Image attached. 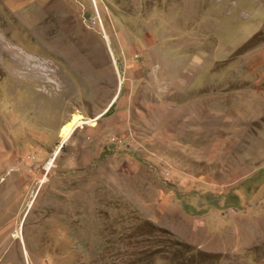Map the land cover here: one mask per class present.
I'll return each instance as SVG.
<instances>
[{
    "label": "rangeland",
    "instance_id": "rangeland-1",
    "mask_svg": "<svg viewBox=\"0 0 264 264\" xmlns=\"http://www.w3.org/2000/svg\"><path fill=\"white\" fill-rule=\"evenodd\" d=\"M12 3L0 264H264V118L236 123L264 0ZM204 90L214 107L184 131L182 102Z\"/></svg>",
    "mask_w": 264,
    "mask_h": 264
},
{
    "label": "crops",
    "instance_id": "crops-1",
    "mask_svg": "<svg viewBox=\"0 0 264 264\" xmlns=\"http://www.w3.org/2000/svg\"><path fill=\"white\" fill-rule=\"evenodd\" d=\"M25 3V0H14V3L10 4L11 7H9L10 5H8V8L10 9H16L15 7L19 5V7H17L19 10L20 7L23 6V4ZM250 59L248 60L249 62L246 61V63H243V66L241 67L242 70H245L247 72V76L246 80L251 81V85L252 88L251 90L247 91L246 89L244 90L243 88L240 90L241 95H243L241 101L247 103V113L246 115H242L239 116L241 121H238L236 123H239L241 125L242 121L243 122H247V120L251 117H259V118H264V46L258 45L256 46V48L252 51L251 56L249 57ZM252 60V61H250ZM3 64V62H2ZM1 68H6L5 66L1 65ZM240 84V83H239ZM243 91V92H242ZM232 95H228L227 97H223L225 99H232L231 97ZM216 97H214V94H212V92L204 90V95L203 96H199L197 93H193L190 95H187L186 100L183 101L185 104L183 105L182 102V107H186V110L183 109V120L181 121V125H183V123L185 124L183 126L184 131H190L193 132L195 131V128L192 129V127H188L191 125L196 124V121L194 120L195 118H198L199 115H202V119L204 116H206L208 113H210L209 111H211L214 107L213 105V101ZM194 103L193 106V110L191 108H189V103ZM257 103V110L256 108L253 109V103ZM189 108V109H188ZM227 109V113H226V118H229V123L230 121L232 123H234V120L236 119V116H232L231 113H229L230 111V103L229 105L226 106ZM185 110V111H184ZM197 111V112H196ZM182 112V111H181ZM103 114V113H102ZM102 114H99L100 117ZM240 115V114H238ZM99 117V118H100ZM245 119V120H244ZM211 123L212 120H216L215 117H209L208 119ZM241 122V123H240ZM227 121H225V125L222 126H230L232 124H226ZM191 128V130H190ZM193 130V131H192ZM187 149H189L187 147ZM180 238H183L185 240H187V238L181 234H179ZM214 235V234H213ZM215 244V248L219 247V244H217V242L212 241ZM214 251V250H213Z\"/></svg>",
    "mask_w": 264,
    "mask_h": 264
},
{
    "label": "bare ground",
    "instance_id": "bare-ground-1",
    "mask_svg": "<svg viewBox=\"0 0 264 264\" xmlns=\"http://www.w3.org/2000/svg\"><path fill=\"white\" fill-rule=\"evenodd\" d=\"M81 115L74 113L71 120L68 121L66 126L67 135H69L77 126L84 124L85 122L81 120Z\"/></svg>",
    "mask_w": 264,
    "mask_h": 264
}]
</instances>
